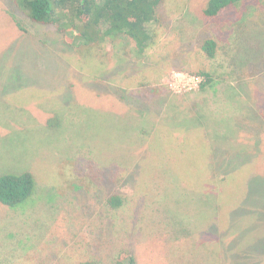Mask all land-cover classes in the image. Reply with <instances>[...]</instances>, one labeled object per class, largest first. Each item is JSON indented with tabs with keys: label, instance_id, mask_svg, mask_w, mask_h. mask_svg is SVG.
Wrapping results in <instances>:
<instances>
[{
	"label": "rangeland",
	"instance_id": "obj_1",
	"mask_svg": "<svg viewBox=\"0 0 264 264\" xmlns=\"http://www.w3.org/2000/svg\"><path fill=\"white\" fill-rule=\"evenodd\" d=\"M208 1L163 0L146 57L114 60L107 42L104 64L0 0V177L31 172L36 183L18 207L0 204V264H114L121 250L137 264H264V0L212 18ZM200 71L214 74L218 95L181 140L182 112L164 111L171 99L193 106ZM221 83L236 90L222 94ZM210 147L216 175H231L218 196L204 185ZM113 194L132 205L112 209ZM148 199L168 207L171 227ZM217 214L229 232L209 222Z\"/></svg>",
	"mask_w": 264,
	"mask_h": 264
},
{
	"label": "trees",
	"instance_id": "obj_2",
	"mask_svg": "<svg viewBox=\"0 0 264 264\" xmlns=\"http://www.w3.org/2000/svg\"><path fill=\"white\" fill-rule=\"evenodd\" d=\"M244 1L247 0H209L204 14L210 18L216 17L224 9L233 6L237 7ZM15 2L33 23L56 26L58 32L64 36L65 41L76 44L78 52H82L85 48L87 50L95 48L98 54H102L103 60L101 62L105 64V62H111V57L106 59L107 51L105 49V44L107 42L115 47V53L113 54L114 60L118 59L123 63L126 62L128 58H131V56L138 60H143L146 57L149 49L156 45L158 40L159 35H157V27L159 24V10L163 0H15ZM122 40L126 41L124 42ZM217 48L218 45L213 39H206L202 44V50L209 58H214L216 56ZM137 62L142 63V61ZM151 69L152 72L153 68ZM197 74L202 76L204 81L201 84L200 93L196 92V96L190 99V103H192L193 106H188V108L182 107L181 109L180 107L178 108L177 105L180 99H171L164 111V113L167 112L169 115L170 110L179 111V113L182 112V114H178L177 118L180 124H182L183 119H185V126L180 125L178 128L182 135H176L178 138L181 137V140L182 137L186 135V131H189L188 135L193 132L194 114L196 112H200L201 114L202 112L210 113V110L214 107L212 104L214 102H211L208 98L209 93L215 94L214 96L217 97V92L219 91V87L215 91L210 90L213 88L215 84L214 80L216 79L212 72L200 71ZM115 77V75H112V78ZM139 78H141L140 72H135L131 78L127 80H140ZM124 79H126L125 76L121 80L124 81ZM107 80L109 79H106V81ZM149 80L150 79L145 78L143 81L134 84V87L141 88L146 86ZM112 82H115V80L112 79ZM219 85H221L220 93H225L226 95L229 91L236 90L237 86L230 87L226 85V83H221ZM205 94L206 97H203ZM167 123L170 124L168 121ZM189 139L190 138H187L185 140L187 146L189 144ZM149 140L151 142V139ZM186 145L179 144L177 146L181 147L179 150L183 154L187 149ZM196 151L199 153V150ZM214 156H216V154L214 155L212 147L208 148L205 165L202 164V166H204L205 170L213 171L212 174L210 173L208 177L205 178L207 180L204 185H207L205 187L209 189L208 193H217L218 196L219 189L222 187L225 189L224 183L231 175H216L215 172L219 170H216V167H218L216 162L214 165ZM194 164H196L195 166L197 168L201 167V161L196 162L194 159ZM144 180V176L139 177V190L149 192V188H142V184L145 183ZM35 187V179L31 172L3 175L0 177V204L10 208L18 207L32 197ZM156 199L159 201L158 193L156 194ZM108 204L114 210L123 208L126 205H132L128 196L122 194H113L108 199ZM146 205H155L160 215L158 216L166 220V224L162 223V225L170 226L169 221L166 219L168 207L165 204H159V202L149 201L148 199ZM146 205H144V207H146ZM224 217L228 216L217 214V216L209 222H214L218 227L220 226L223 231L229 232L230 224H228V222L230 220L229 218L223 219ZM83 264H98V262H96V260H90ZM114 264H137V262L128 250H121L116 256Z\"/></svg>",
	"mask_w": 264,
	"mask_h": 264
},
{
	"label": "built area",
	"instance_id": "obj_3",
	"mask_svg": "<svg viewBox=\"0 0 264 264\" xmlns=\"http://www.w3.org/2000/svg\"><path fill=\"white\" fill-rule=\"evenodd\" d=\"M203 77L202 76H196L189 80V82H192L193 86L196 88H199L201 84L203 83ZM189 82L187 84H189Z\"/></svg>",
	"mask_w": 264,
	"mask_h": 264
}]
</instances>
